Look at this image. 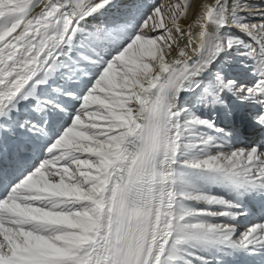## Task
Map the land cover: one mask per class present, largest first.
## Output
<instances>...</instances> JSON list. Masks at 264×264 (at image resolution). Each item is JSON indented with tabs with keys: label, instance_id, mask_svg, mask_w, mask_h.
<instances>
[{
	"label": "snow or ice",
	"instance_id": "snow-or-ice-1",
	"mask_svg": "<svg viewBox=\"0 0 264 264\" xmlns=\"http://www.w3.org/2000/svg\"><path fill=\"white\" fill-rule=\"evenodd\" d=\"M189 3L0 0V264H264V7Z\"/></svg>",
	"mask_w": 264,
	"mask_h": 264
},
{
	"label": "bare ground",
	"instance_id": "bare-ground-1",
	"mask_svg": "<svg viewBox=\"0 0 264 264\" xmlns=\"http://www.w3.org/2000/svg\"><path fill=\"white\" fill-rule=\"evenodd\" d=\"M154 1L155 0H145V1H143V3H141V1L138 0V2L141 3L142 5L152 4V3H154ZM167 1H169L171 3L174 2V4L177 3V5L183 3V0H167ZM243 1H245V0H243ZM243 1L242 0H230V3L247 4V2H243ZM263 2H264V0H263ZM165 5H166V3H165ZM263 6L264 5H261V4L257 5V8H255V10H257L258 8L263 7ZM252 7L247 8V11H253ZM160 8L162 10L160 19H163L164 23H168L169 14L171 13V11L173 10L174 7L167 8L165 6L164 7L161 6ZM194 8H195L194 0H190L189 8H188V14L184 19L181 20L182 25L186 26L187 23L190 22L188 20V17H191L193 15V9ZM163 9H167V10H165V12H164ZM236 11H237V9H236ZM256 22H258V21H256ZM151 24H152V22L150 21L149 26H151ZM189 54H191L190 50H189ZM234 103L239 104L238 101H235ZM248 110L249 109H247L245 107H241L239 109L237 115L235 116V119L233 118L232 113L228 112L227 114H225V111L223 109H219V108L215 109V110L205 109V112H206L205 114H207L210 118L215 119L220 127L227 126L230 130L235 128L236 131L234 133L233 138L238 143L236 146L239 147V146L251 145L253 142H260V137L264 136V131L260 130L259 128L253 127L250 123L247 125V127L241 126V116L246 114V112ZM258 134L259 135L261 134V136H256ZM247 136H249V137H247ZM254 139L256 141H253ZM240 143H243V144H240ZM262 151H264V149H262ZM254 204L257 205L256 213L250 209ZM254 204L249 205V209L253 213V215L250 217L242 218V220H240L239 223L237 224V228H238L237 234H239L242 231H245L246 228L252 223L264 222V221H261L259 219L260 203L257 201ZM215 222H221V221L217 220ZM224 222H228V221H224ZM255 256H257V255H249L246 253L227 256L224 264H254L255 263Z\"/></svg>",
	"mask_w": 264,
	"mask_h": 264
},
{
	"label": "rangeland",
	"instance_id": "rangeland-1",
	"mask_svg": "<svg viewBox=\"0 0 264 264\" xmlns=\"http://www.w3.org/2000/svg\"><path fill=\"white\" fill-rule=\"evenodd\" d=\"M141 1V3H143V1H145V0H140ZM167 0H155L154 1V3H152V4H147V5H155L156 7H161V6H165V7H167V8H169V7H175L176 5H177V3H175L174 4V2H169V1H167ZM243 1V0H242ZM243 2H247V4H250V5H252L253 7V11H247V8H245V9H241V8H237V11L238 12H240V11H245V12H252V13H255L256 12V10H255V8H257V5H264V2H263V0L261 1H259V0H245V1H243ZM165 3H166V5H165ZM264 7V6H263ZM165 10H167V9H163V11L165 12ZM148 13H150L151 11H152V9L151 8H149L148 10ZM250 19H252L253 21H255V16H253V17H250ZM162 34V33H161ZM251 76H249V79L250 80H252V79H255V77H252V79L250 78ZM225 114H227L226 112H225ZM238 235V234H237Z\"/></svg>",
	"mask_w": 264,
	"mask_h": 264
}]
</instances>
